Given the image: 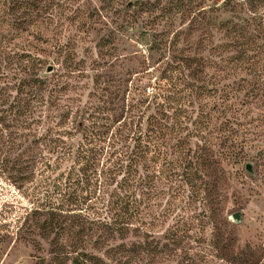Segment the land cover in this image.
I'll return each mask as SVG.
<instances>
[{
	"label": "rangeland",
	"instance_id": "obj_1",
	"mask_svg": "<svg viewBox=\"0 0 264 264\" xmlns=\"http://www.w3.org/2000/svg\"><path fill=\"white\" fill-rule=\"evenodd\" d=\"M36 4L15 42L41 59L42 77L56 89L63 86L54 102L83 108L141 101L145 107L163 101L159 94L167 93L164 82L171 77L191 85L188 116L202 122L205 143L192 141L204 147L205 176L188 211L198 215V225L176 248L163 233L173 219L161 223L151 245L159 250L166 243L167 249L159 255L142 251L131 264H264V0ZM8 92L10 102L16 91ZM9 174L0 170V264H55L48 240L27 215L30 185L19 188ZM236 212L239 222L231 217ZM175 213L183 212L178 207ZM145 240L151 238L136 234L109 244Z\"/></svg>",
	"mask_w": 264,
	"mask_h": 264
},
{
	"label": "trees",
	"instance_id": "obj_2",
	"mask_svg": "<svg viewBox=\"0 0 264 264\" xmlns=\"http://www.w3.org/2000/svg\"><path fill=\"white\" fill-rule=\"evenodd\" d=\"M37 7L36 0H0V170L19 188L30 185L27 215L48 240L51 261L131 264L142 251L162 254L168 244L158 250L152 233L170 219L164 237L182 247L198 225V215L188 211L205 176L204 147L192 142L204 143L202 122L188 116L193 102H185L191 85L171 77L167 93L159 94L163 101L145 107L54 102L63 86L42 77L41 59L15 42ZM9 90L16 91L10 102ZM136 234L151 240L109 244Z\"/></svg>",
	"mask_w": 264,
	"mask_h": 264
},
{
	"label": "water",
	"instance_id": "obj_3",
	"mask_svg": "<svg viewBox=\"0 0 264 264\" xmlns=\"http://www.w3.org/2000/svg\"><path fill=\"white\" fill-rule=\"evenodd\" d=\"M52 69H53L52 66H48V67H47V72H50ZM246 168H247V170H250L251 165L248 164V165L246 166ZM231 217H232V219H233L235 222H239V221L242 219V218H241V215H240L239 212H236V213L232 214Z\"/></svg>",
	"mask_w": 264,
	"mask_h": 264
}]
</instances>
